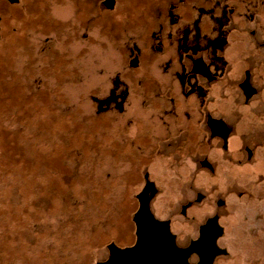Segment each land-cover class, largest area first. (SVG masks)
<instances>
[{"label":"rangeland","instance_id":"rangeland-1","mask_svg":"<svg viewBox=\"0 0 264 264\" xmlns=\"http://www.w3.org/2000/svg\"><path fill=\"white\" fill-rule=\"evenodd\" d=\"M111 2L105 8L100 0H21L17 13L1 15L0 264H94L108 243L130 242L145 172L158 187L150 205L159 214L194 197V188L203 194L187 209L193 227L216 208V198L228 204L234 197L232 181L246 178L249 165L233 166L206 132L202 152H195L191 130L178 133L180 142L152 135L144 107L160 113L156 108L169 102L164 77L154 70L143 81L146 61L129 64L132 46L143 47L148 11L138 8L141 0ZM123 86L119 110L117 97L109 98ZM133 116L141 123H126ZM263 128L255 127L250 140ZM200 157L210 170L200 167ZM250 201L234 203L243 212ZM236 220V211L220 217L219 241L230 253L227 262L243 264L264 243L247 239L246 223ZM189 223L182 228L190 230Z\"/></svg>","mask_w":264,"mask_h":264},{"label":"flooded vegetation","instance_id":"flooded-vegetation-1","mask_svg":"<svg viewBox=\"0 0 264 264\" xmlns=\"http://www.w3.org/2000/svg\"><path fill=\"white\" fill-rule=\"evenodd\" d=\"M20 1L0 0V21L3 12L17 13L15 4ZM104 1L100 0L102 6L110 7ZM257 4H264V0H163L159 3L141 0L138 8L148 11V27L144 28L147 31L143 40L139 38L142 49L132 46L129 64L132 60L136 64L146 61L148 68L139 75L143 81L153 77L154 70L163 76V88L167 90L169 100L165 107L156 108L160 113L152 106L144 107L149 111V118L160 120L155 125L154 119L152 123L148 118V123L156 131L152 135L164 139L175 136L180 142L183 135L178 133L191 130V135L196 137L194 150L202 152L206 132V138L212 136L221 142L218 148L233 166H249L243 182L232 181L230 184L234 197L228 204L222 198H216V208L205 214L194 227L188 221L193 214L187 215V209L195 206L203 194L193 187L196 189L194 197L185 196L176 210L170 206L166 213L159 214L150 205L158 187L145 172L135 193L132 239L125 244L108 243L104 256L94 264H148L140 262L142 254L128 252L136 241L137 227L143 231L156 229L152 231V239L145 241L157 242L159 248H163L164 254L154 255L149 264H241L227 262L230 253L219 241L224 233L220 217L227 212L231 214V211L237 213L235 223H246L247 239H260L264 243V164L257 165L259 161L264 163V128L256 139L250 140L248 135L255 127H264V6L256 7ZM204 34L207 39L204 37L201 45L197 39ZM124 88L112 92L115 96L109 98L115 100L117 97L115 103L120 105L119 110L123 109ZM141 89L143 93H154L151 87ZM208 100H212V106L208 105ZM209 107H213V111ZM133 118L126 123H141L140 119ZM198 162L201 168L210 170L211 165L205 157L198 158ZM253 162L256 164L251 166ZM251 175L255 176L254 180L250 179ZM141 189L142 205L136 197ZM235 200H244V205L245 200H252V207L241 212L242 206L238 208ZM154 218L159 221L154 222ZM174 221L180 226L175 227ZM183 222L190 224V230L182 228ZM234 227L233 238H236V233L237 237L239 234ZM252 252L256 255L243 264H264V245Z\"/></svg>","mask_w":264,"mask_h":264},{"label":"water","instance_id":"water-1","mask_svg":"<svg viewBox=\"0 0 264 264\" xmlns=\"http://www.w3.org/2000/svg\"><path fill=\"white\" fill-rule=\"evenodd\" d=\"M142 192L143 190L141 189L137 194H136V197L139 199V202H140V205L143 204V201H142ZM154 222L155 221H159L157 219H153ZM153 230H156V229H150L148 228L147 230H142L141 228L137 227L136 228V241L135 243L130 246L128 248V252L130 254H142L143 257L142 260L140 261L141 263H151V261H153V258H154V255H161V254H164L162 249L163 248H159V244L157 242L153 243V242H146L145 240L147 238H149L150 240L152 239L153 237V233L152 232Z\"/></svg>","mask_w":264,"mask_h":264}]
</instances>
